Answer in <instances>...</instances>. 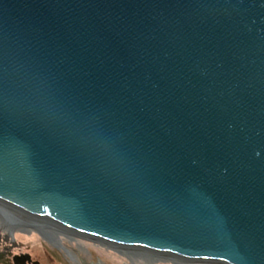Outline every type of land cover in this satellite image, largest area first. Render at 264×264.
<instances>
[{"label":"water","instance_id":"obj_1","mask_svg":"<svg viewBox=\"0 0 264 264\" xmlns=\"http://www.w3.org/2000/svg\"><path fill=\"white\" fill-rule=\"evenodd\" d=\"M0 208L264 264V0H0Z\"/></svg>","mask_w":264,"mask_h":264},{"label":"rangeland","instance_id":"obj_2","mask_svg":"<svg viewBox=\"0 0 264 264\" xmlns=\"http://www.w3.org/2000/svg\"><path fill=\"white\" fill-rule=\"evenodd\" d=\"M1 229L0 222V248L13 241V244H16L15 249L32 254L43 264H82L77 254L80 255L83 264H193L153 257L145 253L117 250L83 238L55 232L49 228L39 230L32 226L31 229L35 230L36 238L31 239L22 234L6 237ZM46 231L56 233L58 240L55 242L49 240Z\"/></svg>","mask_w":264,"mask_h":264},{"label":"bare ground","instance_id":"obj_3","mask_svg":"<svg viewBox=\"0 0 264 264\" xmlns=\"http://www.w3.org/2000/svg\"><path fill=\"white\" fill-rule=\"evenodd\" d=\"M2 209V208H0ZM8 210V211H6ZM1 211V225H2V229L1 231L4 232V234L6 235V237L9 236H15L16 234H22L25 235L27 238H36V234H35V230L31 229V224H36V221H29L26 219H23V221L21 220V218L19 217V214L11 212V210L5 208L0 210ZM34 227V225H33ZM9 228V229H8ZM36 229L42 230L44 228L40 227V226H36L34 227ZM45 230V229H44ZM14 233V234H13ZM47 237H49V240H53L54 242L56 240H58V236L56 235V233L52 234V232H47ZM12 234V235H11ZM3 235V234H2Z\"/></svg>","mask_w":264,"mask_h":264},{"label":"flooded vegetation","instance_id":"obj_4","mask_svg":"<svg viewBox=\"0 0 264 264\" xmlns=\"http://www.w3.org/2000/svg\"><path fill=\"white\" fill-rule=\"evenodd\" d=\"M15 248L16 244H13V241L0 248V264H43L41 261L35 259L32 254L23 251L19 252Z\"/></svg>","mask_w":264,"mask_h":264}]
</instances>
